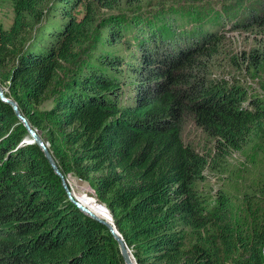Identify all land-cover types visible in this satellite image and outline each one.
Returning <instances> with one entry per match:
<instances>
[{
  "label": "trees",
  "instance_id": "trees-1",
  "mask_svg": "<svg viewBox=\"0 0 264 264\" xmlns=\"http://www.w3.org/2000/svg\"><path fill=\"white\" fill-rule=\"evenodd\" d=\"M176 2L13 0L0 86L66 180L87 182L110 211L138 264H264V178L242 192L263 203L250 226L233 220V189L200 190L210 176L233 180L232 153L264 138V98L215 74L220 27L258 28L264 2L221 15ZM190 125L214 139L212 151L185 141ZM28 141L0 99V264H125Z\"/></svg>",
  "mask_w": 264,
  "mask_h": 264
},
{
  "label": "rangeland",
  "instance_id": "rangeland-1",
  "mask_svg": "<svg viewBox=\"0 0 264 264\" xmlns=\"http://www.w3.org/2000/svg\"><path fill=\"white\" fill-rule=\"evenodd\" d=\"M253 1L256 0H177L176 4L185 8L194 6L201 10H210L212 14L221 15L224 12H236V10L242 9L246 4L248 5ZM262 2L264 0H261ZM238 4H243L242 8L237 7ZM83 10L84 7L80 5L76 10L77 14L80 16ZM13 17V0H0V28L8 29L13 22ZM220 28V33L224 36V43L216 59L217 70H215V74L223 76L230 83L241 84L248 89L249 93H256L264 98V59L262 60V55H264V22L252 30H245L241 27L233 29L229 24L222 25ZM87 47L88 44L83 45L81 58L85 57ZM79 62L78 60L68 64V66L75 68ZM2 88L4 94L7 93L6 86L4 85ZM245 104L248 105L249 101H246ZM184 138L199 152H209L213 149L214 139L199 127L187 126ZM253 143L242 151L232 153L229 158L231 168L235 172L233 180H227V177L222 180V177L210 176L200 187L201 193L207 197L220 192L222 188L233 189V194L236 193V197H233L231 203L233 220L236 223L248 224L249 226L253 225L257 218L262 215L260 208L263 205L259 196L260 193L256 190H249L252 195L248 198H244L247 194L242 195L245 186L251 188L253 182L259 185L260 178H264V138ZM254 171L260 172L258 177L254 176ZM67 182L78 201L90 207L101 218L110 219L106 209L97 206L95 203L93 191L87 182L74 176H68Z\"/></svg>",
  "mask_w": 264,
  "mask_h": 264
},
{
  "label": "water",
  "instance_id": "water-1",
  "mask_svg": "<svg viewBox=\"0 0 264 264\" xmlns=\"http://www.w3.org/2000/svg\"><path fill=\"white\" fill-rule=\"evenodd\" d=\"M0 99L12 107L16 117L22 122V124L26 128V130L29 134V141L28 142H34L41 148L45 158L47 159L48 163L52 167L54 173L59 177V179L61 181V185H62L64 191L66 192L68 198L71 200V202L80 211H82L84 214L94 218L95 220L100 221L104 226L107 227V229L109 230V232L113 236L114 240L117 242L118 248L120 250V254H121L125 264H138L136 262V260L134 259L130 249L126 245L122 235L117 230V228L113 222V219H112V223H109L106 220L99 218L94 213L90 212V210L87 207H85L80 201H78L76 199V197L74 196V194L72 193V191L70 189V186L67 183L66 178L64 177V175L60 171L54 157L52 156V153L50 152V150L48 148V144L43 140V138L40 136V134L37 132V130L30 126L26 117L19 110L17 102L15 100H13L12 98L5 96L4 90L1 86H0ZM109 215H110V218H112L110 211H109Z\"/></svg>",
  "mask_w": 264,
  "mask_h": 264
},
{
  "label": "bare ground",
  "instance_id": "bare-ground-1",
  "mask_svg": "<svg viewBox=\"0 0 264 264\" xmlns=\"http://www.w3.org/2000/svg\"><path fill=\"white\" fill-rule=\"evenodd\" d=\"M95 200V199H94ZM81 202V201H80ZM82 203V202H81ZM83 204V203H82ZM84 205V204H83ZM85 207H87L89 210H90V208L88 207V206H86V205H84ZM106 211L108 212V214H109V211L106 209ZM90 212H92V213H94L92 210H90ZM96 216H98L96 213H94ZM110 216V215H109ZM99 218H101L100 216H98ZM101 219H104V218H101ZM109 219V218H108ZM104 220H106V219H104ZM107 222H109V223H112V218H110L109 220H106ZM135 259V258H134Z\"/></svg>",
  "mask_w": 264,
  "mask_h": 264
}]
</instances>
